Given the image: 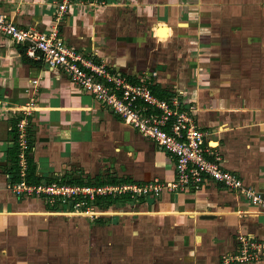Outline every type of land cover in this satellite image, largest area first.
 I'll list each match as a JSON object with an SVG mask.
<instances>
[{
    "label": "crops",
    "instance_id": "obj_1",
    "mask_svg": "<svg viewBox=\"0 0 264 264\" xmlns=\"http://www.w3.org/2000/svg\"><path fill=\"white\" fill-rule=\"evenodd\" d=\"M101 1L69 7L57 20L64 42L132 79L154 73L157 97L180 92L183 104L195 105L196 123L220 167L264 196V21L242 15L248 0ZM55 12V0H0V15L20 28L47 32ZM23 51L0 37V264H35L26 238L38 239L36 224L52 214L44 197L9 187L11 129L30 102L36 177L66 179L64 170L80 168L75 174L89 185L174 179L167 154ZM25 146L26 139L19 150ZM113 211L128 218L125 224L114 218L119 228L112 230L119 241L113 250L127 252L128 264H221L236 252L239 236L264 243V212L210 181L197 190L128 200ZM259 255L252 264H264V250Z\"/></svg>",
    "mask_w": 264,
    "mask_h": 264
},
{
    "label": "built area",
    "instance_id": "obj_2",
    "mask_svg": "<svg viewBox=\"0 0 264 264\" xmlns=\"http://www.w3.org/2000/svg\"><path fill=\"white\" fill-rule=\"evenodd\" d=\"M101 0H55V25L47 32L33 28H20L6 16L0 15V37L21 45L27 59L43 62L50 70L63 73L81 92L90 95L100 106L110 110L123 122L149 139L155 148L164 152L174 166V179L168 183L153 181L145 184L107 183L72 185L61 183V178L37 185L25 181L26 162L19 153V182L10 183L16 195L44 197L52 207H64L71 214L98 218L104 213L96 209L98 198L155 199L163 191L169 193L197 190L206 181L214 182L228 192L238 194L250 206L264 212V196L244 185L232 172L220 167V158L206 141L207 133L199 128L194 118L195 105L183 104L181 93H169L164 98L153 94L152 77L142 75L130 78L93 55L84 54L67 45L57 28L59 20L69 7L98 6ZM4 103L0 101V109ZM19 111L22 119L17 123L18 142L25 145L28 119L32 116V103ZM69 207V208H68ZM238 248L232 255L221 259V264H252L259 260L264 243L253 237L239 236Z\"/></svg>",
    "mask_w": 264,
    "mask_h": 264
},
{
    "label": "rangeland",
    "instance_id": "obj_3",
    "mask_svg": "<svg viewBox=\"0 0 264 264\" xmlns=\"http://www.w3.org/2000/svg\"><path fill=\"white\" fill-rule=\"evenodd\" d=\"M246 5L248 7L242 15L248 16L250 22L261 24L264 21V0H248ZM78 169H74V173H71V170H64L63 174L68 180H90L81 173L75 174ZM125 198H117L118 201L112 205L122 208L128 201ZM116 207L113 209L117 210ZM110 208L108 210H105L104 206L101 209L96 208L104 213L102 217L98 216L96 219L82 215L77 217L78 215L71 214L70 208L58 207L51 210V207L48 212L52 214L42 217L44 219H40L36 224L40 226L38 239L32 234L29 241L26 238V248L30 251L29 261L35 264H128L127 252H114L113 247L119 244V241L117 237H112V230L119 228L117 224L128 223V218L127 215L112 214L115 211ZM114 218L119 219L118 223H114ZM21 245L24 246L23 243Z\"/></svg>",
    "mask_w": 264,
    "mask_h": 264
},
{
    "label": "trees",
    "instance_id": "obj_4",
    "mask_svg": "<svg viewBox=\"0 0 264 264\" xmlns=\"http://www.w3.org/2000/svg\"><path fill=\"white\" fill-rule=\"evenodd\" d=\"M22 55L23 57H25L24 55V51L22 52ZM26 58V57H25ZM152 92L154 94V90L152 88ZM159 95V94H158ZM169 94H166L163 96V95H160L158 97L160 98H164L165 96H168ZM22 119V116L19 115L17 116V118L15 119V124L13 125V128L11 129L12 131V135L13 137L15 138V143L14 145L8 150V158H9V162H10V165L8 167V181L9 183H17L19 182L20 180V177H19V153L21 152V150H19V142H18V131H17V128H16V125L17 123ZM13 122V123H14ZM28 125H29V119H28V123H27V128H26V132H25V139H26V146H25V149L23 152L24 153V158H25V162H26V170H25V181L28 183V184H33V185H37L39 184L41 181H46L47 183H50L52 181H55V180H42L38 177L35 176V164H34V161L31 157V149H32V140L30 138V134L28 132ZM103 181H100L99 183H102ZM115 182V180L113 181ZM61 183H64V184H72V185H89L87 182H84L82 181L81 179H77V180H68V179H62L61 180ZM112 183V182H111ZM118 200L117 199H104V198H98L95 202H94V205L95 207L97 208H100L102 206H104L106 209L105 210H108L109 207L117 202ZM58 207L57 205H54L52 206V210H56Z\"/></svg>",
    "mask_w": 264,
    "mask_h": 264
},
{
    "label": "bare ground",
    "instance_id": "obj_5",
    "mask_svg": "<svg viewBox=\"0 0 264 264\" xmlns=\"http://www.w3.org/2000/svg\"><path fill=\"white\" fill-rule=\"evenodd\" d=\"M157 31H158L157 35L160 36V37H162L164 35V33L166 32L165 28L162 29V27H161V29H157Z\"/></svg>",
    "mask_w": 264,
    "mask_h": 264
}]
</instances>
